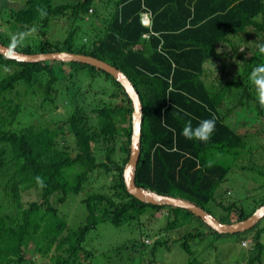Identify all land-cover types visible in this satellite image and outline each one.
<instances>
[{
	"label": "trees",
	"instance_id": "obj_1",
	"mask_svg": "<svg viewBox=\"0 0 264 264\" xmlns=\"http://www.w3.org/2000/svg\"><path fill=\"white\" fill-rule=\"evenodd\" d=\"M97 4V0L61 5L54 0H26L20 9L8 6L9 25L17 27L23 37L15 39L12 34L6 38L3 33L0 43L26 54L70 52L92 56L121 70L133 83L143 105L136 185L190 201L213 214L209 206L217 201L232 166L246 149L244 137L227 124V119L240 108L253 117H264V105L256 97L249 77L257 64H264V54L259 53L253 63L238 47L247 44L258 52L257 43L264 42V0H106L104 6L110 11L102 17L104 27L99 29L90 21ZM70 9L83 25L74 28L64 42H51L48 34L53 21L68 15ZM145 15L150 17V24L144 22ZM88 21L90 29L85 28ZM38 37H42L40 43ZM233 56L244 63L241 75L226 79L228 66L223 63L211 79L206 65ZM57 64L75 73L108 77L123 90V104L93 106L89 115L81 102L84 92L70 84L67 96L77 102L69 118L74 154L61 140L63 127L19 133L6 130L14 124L18 107L11 109V119L0 116V264H37L36 259H27V254L47 258L48 264H81L80 255L88 256L85 243L101 227L132 223L149 210H167L173 219L168 222L171 226L177 225L178 217L185 222L177 229V241L190 257L188 264L201 263L194 250L199 241L208 240L217 248L221 241L231 244L258 228L264 217L247 231L221 234L187 209L143 202L128 192L124 170L131 154L134 107L124 87L106 71L80 62L24 63L0 54V66L14 68L9 77L0 78V94L27 86L28 96L35 98L39 94L35 85L39 84L45 92L41 102L45 108L47 102H55L54 87L63 81ZM93 117L98 121L95 128L89 123ZM211 118H215L216 125L207 142L189 140L181 134L187 121L195 127ZM118 137L126 138L127 154L122 164L112 169L109 161L114 162V148L108 151L106 163L98 162L95 148L100 143H113ZM99 169L106 174L116 170L110 192L102 190L103 176H99L101 181L93 176ZM37 176L43 178V187L37 183ZM95 180L99 185L87 191ZM32 189L39 192L41 200L26 205L23 192ZM73 195L83 196L86 206L85 220L78 227L69 225L53 202L55 197L65 205ZM260 206H264V200ZM229 216L216 217L221 223L233 224L252 214L242 211L236 218ZM263 232L264 228L253 236L257 243L248 264H257L264 257ZM161 248L171 251L169 239L154 243L152 255Z\"/></svg>",
	"mask_w": 264,
	"mask_h": 264
},
{
	"label": "rangeland",
	"instance_id": "obj_2",
	"mask_svg": "<svg viewBox=\"0 0 264 264\" xmlns=\"http://www.w3.org/2000/svg\"><path fill=\"white\" fill-rule=\"evenodd\" d=\"M25 1L0 0V34L2 36L5 33L6 38H9L12 34L15 39L23 37L19 33V27V32H17V27L12 26V24L9 25L11 22L9 20L10 11L8 6L20 9L23 7ZM54 1L58 5L74 4L77 2V0ZM97 2V6L90 16V21L94 22L96 29H99L104 27V18L109 14L110 10L104 6L106 0H97ZM90 21L86 24V29H90L89 27L92 26ZM82 22V19L76 18L70 9L68 15L53 21L52 29L48 34V40L53 43L64 42L74 28L83 25ZM41 40L42 37H38L37 43H40ZM249 46L247 44L242 46L245 48L241 52L244 53L247 59L251 58L252 62L256 63L259 52L253 46ZM235 56L223 58L221 61H217L216 65L213 63L207 64L206 70L210 74L211 79L215 76L217 68L223 65V63H227L228 66V71L225 74L226 79H230V77L236 74L241 75L244 63ZM56 70L63 81L57 82V85L54 87L56 96L55 102L52 103L53 105L49 101L46 103L47 106L45 108L41 106V102L45 98V92L39 84L35 85L39 91V94L35 98L31 95V98L28 96L27 86H19L14 92L0 94V116L12 117L11 109L15 110L18 107L19 111L15 116L14 124L6 127V130L11 128L19 133L29 129L59 130L63 127L65 133L62 135L61 140L66 142V150L72 151V154H74L75 150L73 151L72 144H74L75 138L69 133V118L73 111L77 109V102L73 103L69 99L71 97L67 96V89L74 85L71 88L84 92L81 102L89 115L91 114L90 108L93 106L113 107L123 104V90L114 81L102 74L93 75L90 72L85 74L82 72L75 73L70 67L60 64L56 65ZM13 73L14 68L0 66V78L9 77ZM254 92L256 94L255 89ZM90 120V125L92 128H95L98 124L97 119L93 117ZM226 122L235 132L244 137L246 149L232 166L231 172L228 174L223 185L224 188L219 191L221 193L217 194V201L209 207L213 209L212 215H216L218 218L229 215L232 218H236L242 211L246 215H253L256 213L257 208H261L260 205L264 200V117H253L248 111L240 108ZM125 140L126 138L124 137H118L113 143H100L96 146L95 155L98 162H108V151L114 148V152L111 155L114 162L111 163L109 161V166L113 169L116 164H122L127 154L124 149L126 146ZM112 171L110 174L104 173L101 169L94 172L93 176H96V179L101 181L99 176L104 177L102 179L104 182L102 190L110 192L112 181L115 175H117L116 170ZM98 185V182L95 180L86 190L90 191V189H94ZM98 189L101 188L98 187ZM102 190L101 192L104 193L105 191ZM58 199L54 197L53 202L67 223L75 227L80 226L86 216V206L82 202L83 196L78 197L73 195L65 205L60 204ZM35 200H41V196L36 189L23 192L24 204L27 205ZM169 220L173 219L169 218L167 210L163 209L159 212L149 210L144 215H141L138 220L132 221V223L120 227L112 225L101 227L100 232L94 237L91 236L89 242H86L84 245L88 251V256L85 258V255H80L81 258L79 260L81 264H150L151 262L153 264H188L190 257L187 253L186 255L184 254V251L181 250V243L177 241L180 236L177 229L178 227L183 228L185 222L182 221L181 217H178L177 225L171 226L168 224ZM192 224L197 225L196 222H192ZM202 226L199 224L200 228ZM263 228L264 219L256 230L245 234L239 241L233 240L234 243L231 242V244L221 241L217 248L210 246L211 244L208 243V240L199 241V244L194 242L195 244L197 243L194 246V250L197 258L201 261L200 264H225V260L227 261L226 264L228 262L230 264H248L252 252L255 253L254 248L257 243L253 236L258 230ZM202 230L207 232L206 229ZM165 238L169 239L172 245L171 251L161 248L156 255H152L151 247L154 243L160 240L166 241ZM262 241L264 242V232ZM142 244L149 245L150 247L141 246ZM26 258L36 259L37 264L49 263V259L41 260L39 256L31 254H27ZM104 259H106L105 262ZM257 264H264V257Z\"/></svg>",
	"mask_w": 264,
	"mask_h": 264
},
{
	"label": "water",
	"instance_id": "obj_3",
	"mask_svg": "<svg viewBox=\"0 0 264 264\" xmlns=\"http://www.w3.org/2000/svg\"><path fill=\"white\" fill-rule=\"evenodd\" d=\"M0 54L3 56L24 63H38L44 61H60V62H80L92 65L99 69H102L112 75L125 89L129 97L132 99L134 112H133V134L131 143V154L129 162L124 170V181L127 190L130 194L138 198L143 202H149L152 204H168L176 207L187 209L195 215L201 217L204 222L221 234L244 232L254 227L259 220L264 217V206L259 208L256 213L249 219L234 224L221 223L216 217L202 209L198 205L175 198L172 196H163L154 192L145 190L142 187H138L135 182V172L141 156V138H142V123H143V105L140 99V95L133 83L129 78L116 67L83 54H76L70 52H52L42 54H26L18 52L10 47H7L0 43Z\"/></svg>",
	"mask_w": 264,
	"mask_h": 264
},
{
	"label": "clouds",
	"instance_id": "obj_4",
	"mask_svg": "<svg viewBox=\"0 0 264 264\" xmlns=\"http://www.w3.org/2000/svg\"><path fill=\"white\" fill-rule=\"evenodd\" d=\"M44 14L45 13L42 11L41 15ZM144 18H145L144 22L146 24H150V17L148 15H145ZM238 47L240 50H243L245 48L240 46ZM232 48L233 47L231 48L228 47L229 50H231ZM257 49L259 53L264 54V42H258ZM249 77L251 83L255 87L257 98L260 104L264 105V64H257L254 67V69L250 72ZM215 125H216L215 118L201 120L195 127L193 126L191 120H189L185 123L181 134L189 140L194 139L202 142H207L215 131ZM36 181L41 187L44 186V180L40 176L36 177Z\"/></svg>",
	"mask_w": 264,
	"mask_h": 264
},
{
	"label": "built area",
	"instance_id": "obj_5",
	"mask_svg": "<svg viewBox=\"0 0 264 264\" xmlns=\"http://www.w3.org/2000/svg\"><path fill=\"white\" fill-rule=\"evenodd\" d=\"M144 20H145V18H144Z\"/></svg>",
	"mask_w": 264,
	"mask_h": 264
}]
</instances>
